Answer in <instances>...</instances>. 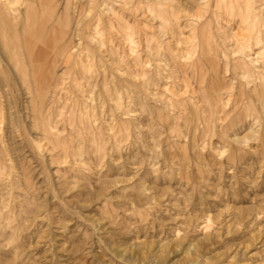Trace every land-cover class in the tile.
Wrapping results in <instances>:
<instances>
[{"label": "rangeland", "instance_id": "374dc122", "mask_svg": "<svg viewBox=\"0 0 264 264\" xmlns=\"http://www.w3.org/2000/svg\"><path fill=\"white\" fill-rule=\"evenodd\" d=\"M0 118V264H264V0H0Z\"/></svg>", "mask_w": 264, "mask_h": 264}, {"label": "bare ground", "instance_id": "6f19581e", "mask_svg": "<svg viewBox=\"0 0 264 264\" xmlns=\"http://www.w3.org/2000/svg\"><path fill=\"white\" fill-rule=\"evenodd\" d=\"M246 2H248V1H246ZM224 3H225V2H224ZM248 3H249V2H248ZM17 12H18V11H17ZM246 13H247V12H246ZM248 13H249V12H248ZM246 15H248V14H246ZM35 21H36V18H34V24H35V25H33L32 28L28 27V29H30V30H32V29H37L38 25H37V23H36ZM28 22H29V21H28ZM29 23H30V22H29ZM31 26H32V25H31ZM36 26H37V27H36ZM40 26H41V27H39V28L42 29L43 31H45L46 28H47L45 25H43V24H41V23H40ZM52 29H53V28H52ZM42 30H41V31H42ZM40 33H41V32H40ZM259 33H260V32H259ZM261 33H262V32H261ZM43 34H44V32H43ZM43 34H42V35H43ZM257 34H258V33H257ZM257 34H256V35H257ZM258 35H259V34H258ZM260 37H261V36H260ZM258 38H259V36L257 37V39H258ZM249 40H250V39H249ZM256 42H258V41H256ZM204 45H205V44H204ZM205 46H206V45H205ZM206 50L208 51V49H206ZM207 51H206V52H207ZM204 52H205V51H204ZM206 52H205V53H206ZM209 53H210V51H209ZM34 54H35V53H34ZM208 56H209V55H208ZM50 70H51V69H50ZM43 72H44V70H43ZM47 72H49V71H47ZM51 73H52V72H51ZM47 76L50 77V76H49V73H48ZM42 84H43V82H39V83L37 84L39 90H41V91L43 90V88H42ZM44 88H45V87H44ZM27 90H28L29 92H31V88H30V86L27 87ZM1 119H2V118H0V120H1ZM10 121H11V120H10ZM1 122H2V121H1ZM162 247H163V246H162ZM162 247H161V248H162ZM139 254H140V252H138V255H139ZM142 255H143V254H142ZM142 255H141V256H142ZM141 256H140V258H141ZM144 256H145V254H144ZM143 260H145V259H143Z\"/></svg>", "mask_w": 264, "mask_h": 264}]
</instances>
